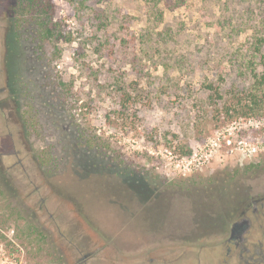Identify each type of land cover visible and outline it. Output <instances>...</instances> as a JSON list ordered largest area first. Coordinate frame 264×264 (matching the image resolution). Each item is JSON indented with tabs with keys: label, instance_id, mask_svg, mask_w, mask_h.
Returning a JSON list of instances; mask_svg holds the SVG:
<instances>
[{
	"label": "rangeland",
	"instance_id": "obj_1",
	"mask_svg": "<svg viewBox=\"0 0 264 264\" xmlns=\"http://www.w3.org/2000/svg\"><path fill=\"white\" fill-rule=\"evenodd\" d=\"M12 1L0 264H220L241 200L264 196V0H53L43 60L14 41ZM250 209L242 243L264 254Z\"/></svg>",
	"mask_w": 264,
	"mask_h": 264
},
{
	"label": "trees",
	"instance_id": "obj_2",
	"mask_svg": "<svg viewBox=\"0 0 264 264\" xmlns=\"http://www.w3.org/2000/svg\"><path fill=\"white\" fill-rule=\"evenodd\" d=\"M53 10V0H13L10 5V31L14 41L17 45L26 43L40 60H43L46 55L45 45L55 35V27L52 22ZM261 43L259 41L258 47H261ZM259 49L257 48V50ZM260 62L263 71L261 74L253 73V78L257 85L264 86V53L260 54ZM45 76L47 79H53L49 72ZM262 103L261 96L255 91L249 92L244 107L248 111H253L258 109Z\"/></svg>",
	"mask_w": 264,
	"mask_h": 264
},
{
	"label": "flooded vegetation",
	"instance_id": "obj_3",
	"mask_svg": "<svg viewBox=\"0 0 264 264\" xmlns=\"http://www.w3.org/2000/svg\"><path fill=\"white\" fill-rule=\"evenodd\" d=\"M241 205L243 207L240 210V215L242 218L240 220L232 221L229 225V232L226 238L221 241V247L224 248V253L222 259L219 261L220 264H264V254L262 243L259 242V246L251 252V250L243 245L242 233L245 232L246 226L250 224V219L246 216V213L250 209L249 206L252 205L250 212L252 213V220L255 223L263 227L264 224V196L254 198V196H246L241 200ZM259 204V207L256 206ZM264 237V231L261 232ZM244 261L239 260L243 258Z\"/></svg>",
	"mask_w": 264,
	"mask_h": 264
},
{
	"label": "built area",
	"instance_id": "obj_4",
	"mask_svg": "<svg viewBox=\"0 0 264 264\" xmlns=\"http://www.w3.org/2000/svg\"><path fill=\"white\" fill-rule=\"evenodd\" d=\"M255 125H257V122H255ZM238 147L242 153H253L259 149L258 144H246L244 142H242V143L240 142Z\"/></svg>",
	"mask_w": 264,
	"mask_h": 264
}]
</instances>
